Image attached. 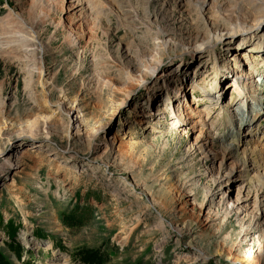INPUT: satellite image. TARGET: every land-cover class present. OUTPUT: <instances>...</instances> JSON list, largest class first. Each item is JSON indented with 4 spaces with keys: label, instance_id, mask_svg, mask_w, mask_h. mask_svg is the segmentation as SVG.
Wrapping results in <instances>:
<instances>
[{
    "label": "rangeland",
    "instance_id": "rangeland-1",
    "mask_svg": "<svg viewBox=\"0 0 264 264\" xmlns=\"http://www.w3.org/2000/svg\"><path fill=\"white\" fill-rule=\"evenodd\" d=\"M188 7L0 0V264H264V24Z\"/></svg>",
    "mask_w": 264,
    "mask_h": 264
},
{
    "label": "bare ground",
    "instance_id": "bare-ground-1",
    "mask_svg": "<svg viewBox=\"0 0 264 264\" xmlns=\"http://www.w3.org/2000/svg\"><path fill=\"white\" fill-rule=\"evenodd\" d=\"M253 1L255 3L253 6L246 3L243 0H229V1L227 0H187V3H188V6H191V7H188V9H190L189 12L191 14H193L194 12L198 14H203L204 10H207L206 8L209 6L208 11L213 17L214 22H216L218 17L221 16L222 14H226L229 19L232 18L233 20L244 19L245 21H247V28L246 29L235 28L237 33L239 32L241 34H244L245 36L250 33L251 35L257 36L260 28L264 24V0H253ZM35 18L37 17L35 16ZM0 26H1L0 28L1 29L0 55H13L16 58L21 59L24 56L22 54L23 52L21 53V50H24L25 47L28 46V41L37 39V33H35L32 27H27V26L25 27L24 22H22L19 16H16L15 18L11 16V17H8L7 19H1ZM196 33L197 35H199V30ZM246 40H247L246 37L242 38V42H246ZM253 44H254L253 46L254 49H261L263 45V39L261 38L256 43L254 41ZM207 47L209 48V46ZM160 59L159 61H162V57ZM151 71H154V70L152 69ZM68 100L70 101L71 105L73 106L76 105L74 100H71L70 98ZM76 116L79 120L82 119L83 117L80 111H78ZM35 123L36 121L30 124L31 129H34V127L36 126ZM20 129H23V128H20ZM207 153L208 152L206 150V154ZM248 162H249L248 155L244 154V159L242 161L243 165L247 167ZM11 164L13 163H12V158L10 157V155L5 156L3 161L0 163V174H2L9 165L11 166ZM256 179H257L258 185L260 186V189H262V191L264 192V173L263 172L261 173L258 170ZM222 199L224 202L225 200L224 195ZM262 208H264V205Z\"/></svg>",
    "mask_w": 264,
    "mask_h": 264
},
{
    "label": "trees",
    "instance_id": "trees-1",
    "mask_svg": "<svg viewBox=\"0 0 264 264\" xmlns=\"http://www.w3.org/2000/svg\"><path fill=\"white\" fill-rule=\"evenodd\" d=\"M84 216L85 215H81L80 217H79V221L80 222H83L84 221ZM85 257L87 256V257H92V260H89V258H83L85 261H88L89 263H92V264H99L98 263V260L100 259V257L102 258L103 256H102V254L100 253V252H94V254L92 255V254H86V255H84Z\"/></svg>",
    "mask_w": 264,
    "mask_h": 264
}]
</instances>
